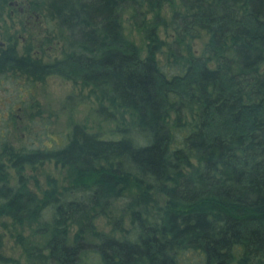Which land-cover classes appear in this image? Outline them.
Segmentation results:
<instances>
[{
  "label": "trees",
  "instance_id": "obj_1",
  "mask_svg": "<svg viewBox=\"0 0 264 264\" xmlns=\"http://www.w3.org/2000/svg\"><path fill=\"white\" fill-rule=\"evenodd\" d=\"M4 11L46 25L38 46L3 26L0 263L264 264V0H0ZM51 75L78 88L71 116L89 102L58 138L34 94ZM46 162L60 175L41 183ZM6 232L22 261L3 253Z\"/></svg>",
  "mask_w": 264,
  "mask_h": 264
},
{
  "label": "rangeland",
  "instance_id": "obj_2",
  "mask_svg": "<svg viewBox=\"0 0 264 264\" xmlns=\"http://www.w3.org/2000/svg\"><path fill=\"white\" fill-rule=\"evenodd\" d=\"M6 19L5 21L0 20V42L3 40L4 42L6 36L3 34V26L5 24L11 26L10 30L13 31L19 40V45H22L23 41L27 40L29 30L33 33V41L38 46L37 40L41 38L42 30H44V26L46 25L45 22H42L40 25H36L31 18L25 17V14L22 15L14 14V19H9L5 11L0 14V18ZM21 20L24 22V27L21 25ZM125 33L129 39L133 40L141 49V53H145V39L142 36V33L135 28H132L130 25L126 24L125 26ZM7 40V39H6ZM57 45H45V48H50L49 54L44 56L45 59L53 58L54 56H58V50L56 48ZM194 50L196 53H199L202 49V41L195 40L194 41ZM35 51H39V48L35 49ZM13 86L11 83L4 84V87ZM36 91H34L35 96H37L38 100L40 101V108H41V116L46 120H49V128L50 133L54 137H60L61 133L67 132L69 129V122L71 117L73 120H83L88 113V105L89 102H82L76 104L75 108L73 109L72 116L67 107H63V102L66 96L70 93L76 94L78 88L73 85L70 80H67L59 75H51L49 76L46 81L42 84L39 83L36 86ZM13 91L12 87H9L8 90L4 91L0 90L2 95H6L9 98L10 93ZM89 120L93 119L92 115L88 116ZM46 174L56 175L59 176V167H55L52 163L46 162L43 166L38 168V177L41 183L44 182V177ZM122 203H118L114 207V213H117L118 205ZM128 223V221L126 220ZM96 228L104 230L105 232H111V224L108 222L105 216H100L96 219ZM0 230H3L0 227ZM117 236H120V233H115ZM3 253L5 255H11L14 257H18L21 261L23 259L22 253L18 245L14 242V240L9 236L8 232L5 233L3 236V243L1 247ZM2 264V263H0Z\"/></svg>",
  "mask_w": 264,
  "mask_h": 264
},
{
  "label": "water",
  "instance_id": "obj_3",
  "mask_svg": "<svg viewBox=\"0 0 264 264\" xmlns=\"http://www.w3.org/2000/svg\"><path fill=\"white\" fill-rule=\"evenodd\" d=\"M15 3H16V1H15Z\"/></svg>",
  "mask_w": 264,
  "mask_h": 264
}]
</instances>
